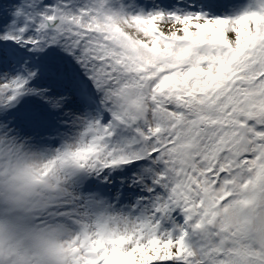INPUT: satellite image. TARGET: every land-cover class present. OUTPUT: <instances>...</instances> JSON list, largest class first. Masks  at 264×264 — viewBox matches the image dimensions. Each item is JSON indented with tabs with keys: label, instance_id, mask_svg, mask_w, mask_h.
<instances>
[{
	"label": "snow or ice",
	"instance_id": "1",
	"mask_svg": "<svg viewBox=\"0 0 264 264\" xmlns=\"http://www.w3.org/2000/svg\"><path fill=\"white\" fill-rule=\"evenodd\" d=\"M4 217L56 264H264V0L0 2Z\"/></svg>",
	"mask_w": 264,
	"mask_h": 264
},
{
	"label": "clouds",
	"instance_id": "2",
	"mask_svg": "<svg viewBox=\"0 0 264 264\" xmlns=\"http://www.w3.org/2000/svg\"><path fill=\"white\" fill-rule=\"evenodd\" d=\"M0 226L6 241L11 237L15 252L13 264H56V244L60 235L54 225L24 226L4 217Z\"/></svg>",
	"mask_w": 264,
	"mask_h": 264
},
{
	"label": "rangeland",
	"instance_id": "3",
	"mask_svg": "<svg viewBox=\"0 0 264 264\" xmlns=\"http://www.w3.org/2000/svg\"><path fill=\"white\" fill-rule=\"evenodd\" d=\"M0 2H3V0H0ZM6 6V5H5Z\"/></svg>",
	"mask_w": 264,
	"mask_h": 264
}]
</instances>
